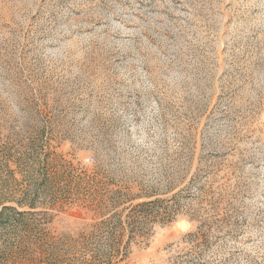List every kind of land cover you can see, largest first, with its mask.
Masks as SVG:
<instances>
[{
  "label": "rangeland",
  "instance_id": "374dc122",
  "mask_svg": "<svg viewBox=\"0 0 264 264\" xmlns=\"http://www.w3.org/2000/svg\"><path fill=\"white\" fill-rule=\"evenodd\" d=\"M0 264H264V0H0Z\"/></svg>",
  "mask_w": 264,
  "mask_h": 264
},
{
  "label": "trees",
  "instance_id": "16d2710c",
  "mask_svg": "<svg viewBox=\"0 0 264 264\" xmlns=\"http://www.w3.org/2000/svg\"><path fill=\"white\" fill-rule=\"evenodd\" d=\"M42 166L44 169H42L40 181L44 184L45 189H50L49 192L51 195H53V193L58 194L57 192L62 189H65L67 192L73 189L76 194L84 196L83 198H76V200H70L69 198L64 200L59 197L51 204L53 209L62 211L64 208H78L83 210L86 215L91 214L94 220L104 215L106 199L105 195L102 193V189L106 184L101 182L95 171L83 170L74 176L66 163L58 162L55 159L43 161ZM157 202L158 200L142 202L134 206V209L145 206L153 207L150 208L146 216H142L141 218L137 217L135 220H132L131 223L139 222L141 225H144L148 217H155L154 213L157 211L154 209V205ZM11 210L13 209L10 207H3L2 213L4 212L8 219H15V214L9 212ZM29 239L30 237H21L19 238V242L29 241ZM18 246L19 244L17 247ZM127 247L128 245L124 246V248ZM19 251L23 257L27 254L25 247L23 249L20 247Z\"/></svg>",
  "mask_w": 264,
  "mask_h": 264
}]
</instances>
